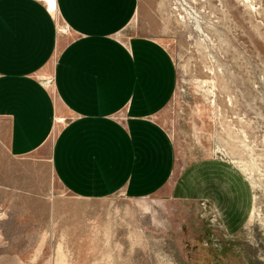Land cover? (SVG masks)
<instances>
[{
    "label": "rangeland",
    "instance_id": "rangeland-1",
    "mask_svg": "<svg viewBox=\"0 0 264 264\" xmlns=\"http://www.w3.org/2000/svg\"><path fill=\"white\" fill-rule=\"evenodd\" d=\"M131 35L175 65L171 183L83 200L0 145V264H264V0H139Z\"/></svg>",
    "mask_w": 264,
    "mask_h": 264
},
{
    "label": "crops",
    "instance_id": "crops-1",
    "mask_svg": "<svg viewBox=\"0 0 264 264\" xmlns=\"http://www.w3.org/2000/svg\"><path fill=\"white\" fill-rule=\"evenodd\" d=\"M138 3L55 0L53 17L42 0H0V145L75 198L138 200L172 181L157 116L176 69L158 41L122 36Z\"/></svg>",
    "mask_w": 264,
    "mask_h": 264
},
{
    "label": "built area",
    "instance_id": "built-area-1",
    "mask_svg": "<svg viewBox=\"0 0 264 264\" xmlns=\"http://www.w3.org/2000/svg\"><path fill=\"white\" fill-rule=\"evenodd\" d=\"M43 3L46 5V9L48 11V13L55 17L56 16V7H55V0H42Z\"/></svg>",
    "mask_w": 264,
    "mask_h": 264
}]
</instances>
